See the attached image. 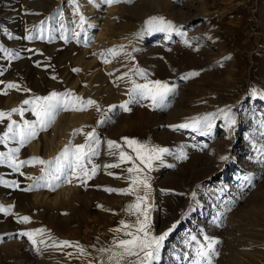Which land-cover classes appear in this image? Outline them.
<instances>
[{
    "label": "rangeland",
    "instance_id": "rangeland-1",
    "mask_svg": "<svg viewBox=\"0 0 264 264\" xmlns=\"http://www.w3.org/2000/svg\"><path fill=\"white\" fill-rule=\"evenodd\" d=\"M152 17L173 29L148 25ZM156 80L175 87L160 106L144 99L130 102V111L119 107L134 84ZM53 91L96 101L105 122L98 125L95 107L61 111L22 147L0 143V264H108L99 250H113L115 229L136 202V194L105 190L131 186L133 162H120L119 151L144 167L124 138L169 150L142 173L151 233L172 229L152 264H196L209 241H217L212 264H264V0H0V111L24 109L0 121V135L11 121L37 119L24 100ZM181 124L193 126L173 127ZM77 128L84 131L73 137ZM93 128L100 146L92 164L100 167L86 182L61 178L50 187V178L37 179L44 166L17 171L9 159L53 160L61 135L80 145ZM108 140L120 145L116 155Z\"/></svg>",
    "mask_w": 264,
    "mask_h": 264
},
{
    "label": "snow or ice",
    "instance_id": "snow-or-ice-1",
    "mask_svg": "<svg viewBox=\"0 0 264 264\" xmlns=\"http://www.w3.org/2000/svg\"><path fill=\"white\" fill-rule=\"evenodd\" d=\"M107 3H115L118 0H106ZM81 26L84 22V17H80ZM148 25L156 28L161 31H171L173 29V25L171 22L165 21L162 17H152L149 21L146 22ZM78 35V34H77ZM31 37H29L30 39ZM110 53H113V50H109ZM103 55V54H102ZM105 62H108L107 60ZM74 71H78V69H74ZM139 72V70H137ZM139 74L143 75L142 72ZM188 75H198V73H191ZM188 78L187 76L182 77V79ZM7 88H18L16 84L9 83ZM27 91V89H25ZM175 87H169L167 83L161 82L159 80L156 81H148L145 84H134L133 88L129 92L130 99L128 101H124L119 107L124 111H130L128 107L129 103L133 100L139 102V100L148 99L151 100V106L157 107L160 106L165 99L166 95L169 92H174ZM6 94V93H5ZM24 105H28L31 108V111L36 116V120L33 122L24 121L23 124H17L16 121H11L7 125V131L0 135V143H7L8 141H17L22 147L24 144L30 142L35 139L39 132L47 130L55 121L56 116L61 111H85L88 108L95 107L97 112L101 113V119L97 122L99 124H103L105 122L104 117L106 113H104L100 106L96 101L92 99H84L79 96H75L71 92L65 93H57L53 91L48 96H36L31 100H24ZM115 108L116 106H111ZM23 108H13L8 112L0 111V121H2L5 117L11 120L12 113H20L23 115ZM111 111V108L108 109ZM223 111V110H221ZM226 118L227 113H225ZM206 122V126L210 129L211 123L209 122L208 117L203 118ZM234 120H230L229 126L234 123ZM199 123V121H194V124ZM193 125L189 124H181L173 127L184 128L190 127ZM84 131L83 128L74 129L72 132V136H76L81 134ZM86 140L84 144L74 145L71 141L64 146L58 156H56L53 160H44L39 157H33L31 160L21 161L20 164H15V158L10 155L9 159L13 161V167L15 170L19 171V168L22 164H39L44 167L41 168L42 175L38 177V180H48L49 186H53L52 182L61 181L65 183H71L73 178L80 179L85 178V182L87 179H91L95 176L97 169L100 167L99 165L92 164V157L97 156L99 154V146L100 139L96 133L95 128L91 131L87 132ZM125 143L133 149L136 153V160H139L140 165L144 167L141 168L139 165L135 163L133 157L128 155L123 150L119 151V160L120 162L132 161V167L127 169V172L130 174L128 179L131 181V186L129 189H111L107 188L106 191L109 192H121L124 194H136V202L132 205L128 206L129 211L131 212L133 209L135 210L137 217L136 221L132 224H126L121 221V225L123 229H127L125 231V235L130 237L129 239H119L114 242L115 249H100V252H108V264H122L127 258L135 257V260L129 262V264H152L153 261L157 260L159 257L160 249L169 232L172 231L170 228L168 231L160 234L153 235L150 231V216H149V205L147 203V197L150 190V184L148 183L149 177L145 174L144 168L151 170L154 160H161L163 154L167 153L169 150L167 148H161L156 146H149L148 144H141L136 140H130L128 138H124ZM109 154L116 155L112 149H120V145L113 140L107 141ZM19 148L11 149V152H18ZM4 154L0 153V157ZM227 156H222L221 160H227ZM88 165H91L89 169ZM106 168L119 167V164H109L105 165ZM111 175V173H109ZM250 183V181H249ZM55 186H58L55 185ZM143 186L144 195L141 196L138 193L140 187ZM193 197H195V193H193ZM230 210V209H229ZM0 211H5L2 207H0ZM142 217V219H141ZM22 222H28V217H21ZM175 228V225H173ZM134 229V231H133ZM122 229L118 228L115 231L119 232ZM43 231V230H39ZM22 235H27L29 239H32L31 233H22ZM207 240L208 238L205 237ZM33 244H36V241L32 240ZM43 242V241H41ZM61 245L68 247L73 246L69 241H61L59 242ZM217 241H209L206 249L201 248L198 250L197 255L201 258V261L196 262V264H212V256L215 255L214 244ZM79 248V251L82 254H86L85 250L80 247L78 244L75 245ZM39 250V249H37ZM103 264V262H101Z\"/></svg>",
    "mask_w": 264,
    "mask_h": 264
},
{
    "label": "bare ground",
    "instance_id": "bare-ground-1",
    "mask_svg": "<svg viewBox=\"0 0 264 264\" xmlns=\"http://www.w3.org/2000/svg\"><path fill=\"white\" fill-rule=\"evenodd\" d=\"M91 6H93L94 7V3H91ZM60 136V135H59ZM67 136V135H66ZM61 137V139L58 141V142H55L54 144H56V146H49L48 147V145L46 146V147H48V149L51 147V150H52V148L54 149V148H57L58 150H59V148H64V146L66 145V144H68V142H69V138H67V137H65V135H61L60 136ZM53 139H55V138H53ZM52 140V139H51ZM51 140L49 141V142H51ZM55 141H56V139H55ZM48 144V143H47ZM51 144H53V142L51 143ZM39 146V145H38ZM37 145L35 146L34 144H31L30 145V147L29 148H31V150H33V151H38V147ZM61 150V149H60ZM59 150V151H60ZM54 152V151H53ZM57 152V151H56ZM37 153V152H36ZM46 153V152H45ZM35 154V153H34ZM48 154V153H47ZM50 154H51V152H50ZM36 155V154H35ZM46 156V155H45ZM32 178V177H31ZM74 180H76V178H73ZM73 187V186H72ZM66 191V190H65ZM70 191L68 190V192H66V195L69 193ZM65 193V192H64ZM38 194V193H37ZM8 251V250H7Z\"/></svg>",
    "mask_w": 264,
    "mask_h": 264
},
{
    "label": "crops",
    "instance_id": "crops-1",
    "mask_svg": "<svg viewBox=\"0 0 264 264\" xmlns=\"http://www.w3.org/2000/svg\"><path fill=\"white\" fill-rule=\"evenodd\" d=\"M126 215H128L127 224H132L136 221V215L137 214H136L135 210H132L130 212L128 209V212L126 213ZM121 229L122 230L120 232H118V234L116 236H114V234H113L112 239H115V241H117L119 239H123V237H124V239H126L125 231H127V229H123V228H121ZM133 231H134V229H133ZM112 248H113V250H116L115 246H113Z\"/></svg>",
    "mask_w": 264,
    "mask_h": 264
}]
</instances>
